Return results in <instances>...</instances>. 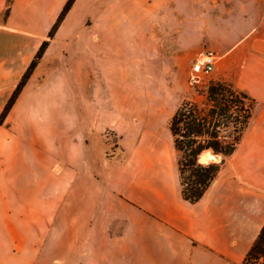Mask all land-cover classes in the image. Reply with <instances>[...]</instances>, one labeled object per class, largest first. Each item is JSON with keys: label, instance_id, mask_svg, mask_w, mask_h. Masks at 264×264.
<instances>
[{"label": "rangeland", "instance_id": "rangeland-1", "mask_svg": "<svg viewBox=\"0 0 264 264\" xmlns=\"http://www.w3.org/2000/svg\"><path fill=\"white\" fill-rule=\"evenodd\" d=\"M222 4L215 11V0H80L50 41L38 83L46 91L41 101L56 109L45 114L43 131L56 163L69 175L76 170L80 188L98 192L92 233L107 239L96 244L95 264H240L254 240L240 225L229 256L203 248L179 256L168 251L165 224L141 205L136 224L130 213L129 197L147 207L184 204L170 130L183 101L204 102L215 80L242 88L225 57L261 24L262 7L251 4L252 16L219 15L246 2ZM206 53L215 56V69L195 73ZM244 143L220 171L228 190L236 189L234 178L258 176ZM70 227L64 224L63 231Z\"/></svg>", "mask_w": 264, "mask_h": 264}, {"label": "crops", "instance_id": "crops-1", "mask_svg": "<svg viewBox=\"0 0 264 264\" xmlns=\"http://www.w3.org/2000/svg\"><path fill=\"white\" fill-rule=\"evenodd\" d=\"M67 1L0 0V17L10 6L8 16L0 22V114ZM222 1L215 0V11H222ZM238 1L246 5H231L228 12L218 14L252 16L251 4L262 7L261 24L225 57L233 81L257 101L241 144L245 141L244 153L252 168L259 170L258 176L234 178L236 189L228 190L219 173L198 203L183 201L172 209L147 207L137 196L129 197L135 224L141 218L137 210L141 205L169 228L168 251L179 256L202 248L229 256L240 225L246 226V237L255 239L264 224V0ZM51 47L0 125V264H95L96 244L107 239L92 233L100 209L98 192L80 188L75 183L76 170L69 175L64 165L56 163L43 131L45 114L56 109L41 101L46 91L38 83ZM71 96H78L77 88ZM157 199L161 201V197ZM64 224L71 226L69 232L63 231ZM188 239L197 245H190Z\"/></svg>", "mask_w": 264, "mask_h": 264}, {"label": "trees", "instance_id": "trees-1", "mask_svg": "<svg viewBox=\"0 0 264 264\" xmlns=\"http://www.w3.org/2000/svg\"><path fill=\"white\" fill-rule=\"evenodd\" d=\"M76 0H68L14 93L0 114L2 125L22 90L47 51L54 37ZM7 7L4 18L9 14ZM257 101L246 90L224 81H211L205 100L199 103L184 100L170 121L180 195L183 201L196 204L217 179L222 166L238 149L253 118ZM210 152L221 161L203 162L201 156ZM240 264H264V224L245 253Z\"/></svg>", "mask_w": 264, "mask_h": 264}, {"label": "built area", "instance_id": "built-area-1", "mask_svg": "<svg viewBox=\"0 0 264 264\" xmlns=\"http://www.w3.org/2000/svg\"><path fill=\"white\" fill-rule=\"evenodd\" d=\"M215 64V56L212 53H206L196 63L194 67V72L203 74L211 73L215 69Z\"/></svg>", "mask_w": 264, "mask_h": 264}, {"label": "water", "instance_id": "water-1", "mask_svg": "<svg viewBox=\"0 0 264 264\" xmlns=\"http://www.w3.org/2000/svg\"><path fill=\"white\" fill-rule=\"evenodd\" d=\"M211 159H216V161H221V158L220 157L216 158L212 154L211 155L204 156V157H201V160L203 162H209Z\"/></svg>", "mask_w": 264, "mask_h": 264}, {"label": "bare ground", "instance_id": "bare-ground-1", "mask_svg": "<svg viewBox=\"0 0 264 264\" xmlns=\"http://www.w3.org/2000/svg\"><path fill=\"white\" fill-rule=\"evenodd\" d=\"M207 155H211V153L210 152L204 153L201 157H204V156H207Z\"/></svg>", "mask_w": 264, "mask_h": 264}]
</instances>
